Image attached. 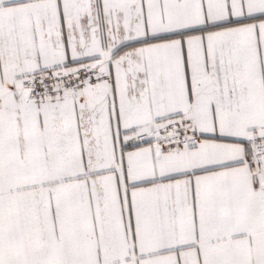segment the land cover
Returning a JSON list of instances; mask_svg holds the SVG:
<instances>
[{
	"label": "snow or ice",
	"instance_id": "6c2138e0",
	"mask_svg": "<svg viewBox=\"0 0 264 264\" xmlns=\"http://www.w3.org/2000/svg\"><path fill=\"white\" fill-rule=\"evenodd\" d=\"M0 264H264V0H0Z\"/></svg>",
	"mask_w": 264,
	"mask_h": 264
}]
</instances>
